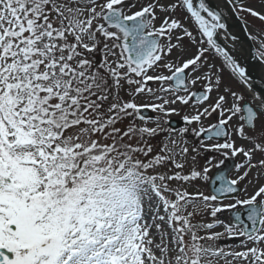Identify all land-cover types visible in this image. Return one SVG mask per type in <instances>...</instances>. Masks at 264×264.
I'll return each instance as SVG.
<instances>
[{
    "label": "snow or ice",
    "instance_id": "obj_1",
    "mask_svg": "<svg viewBox=\"0 0 264 264\" xmlns=\"http://www.w3.org/2000/svg\"><path fill=\"white\" fill-rule=\"evenodd\" d=\"M225 8L264 37V0H0V264H264V38Z\"/></svg>",
    "mask_w": 264,
    "mask_h": 264
},
{
    "label": "water",
    "instance_id": "obj_2",
    "mask_svg": "<svg viewBox=\"0 0 264 264\" xmlns=\"http://www.w3.org/2000/svg\"><path fill=\"white\" fill-rule=\"evenodd\" d=\"M194 3L198 6L199 0H194ZM206 3L213 9L216 10L217 3L214 0H206ZM224 22L228 25L227 32L232 35L234 34L239 41H242L246 46L253 49V52L256 50V46L253 41L249 38L248 30H245V24L243 20L237 16L235 13L230 12L227 8L224 9ZM218 43L221 46H225L223 42L220 41L219 35L217 37ZM250 59L243 63V66L251 72L252 83L256 86V91L259 92L264 90V81L260 78V65L255 58V55L249 57ZM150 112L146 113V116H149ZM175 127L176 125L173 124ZM227 172L228 170L225 169Z\"/></svg>",
    "mask_w": 264,
    "mask_h": 264
},
{
    "label": "rangeland",
    "instance_id": "obj_3",
    "mask_svg": "<svg viewBox=\"0 0 264 264\" xmlns=\"http://www.w3.org/2000/svg\"><path fill=\"white\" fill-rule=\"evenodd\" d=\"M179 15H180L181 17H183V16L185 15V13H184V12H180ZM242 20H243V19H242ZM243 22L245 23V20H243ZM160 23H161L160 20H157V21H156V24H157L158 26H159ZM188 26L190 27V30H195V29L193 28V26L191 25L190 22H189V25H188ZM247 29H248V31H249V33H250L251 36H256V37H257L256 44H257L258 47H259V40L262 39V38H264V37H260V36H258L257 30L254 29V28H252V27H248ZM216 62L219 63V61H216ZM153 86L155 87L156 85H153ZM199 88H203V85L198 83L196 86H194L193 91H195V90H197V89H199ZM215 98H216V93L213 92V93L211 94V100H210L209 102H213V101L215 100ZM137 102H140V101H139V98H138ZM191 112H192V108L184 107V108L181 109V113H180V115H173V116L169 117L168 119L171 120V121H173V120H177V119H182L181 117H182L183 115H185V114H190ZM155 115H156L155 113H151V117H154ZM209 122H210V121H206L205 123L207 124V123H209ZM174 129H180V128H174ZM188 140H189L190 143L192 142V138H191V137H188ZM201 163H203V160L201 161ZM213 170H214V169H213ZM213 172H214V171H213ZM188 190H189V191H193V188L189 187ZM202 190L207 191L206 189H203V188H202ZM226 214H227V213H225V215H224V217H222V219L225 218ZM227 215H228V214H227ZM226 218H227V216H226ZM226 218H225V219H226ZM207 219H210V218H207V217H206V220H207ZM216 230L219 231V230H221V229H216Z\"/></svg>",
    "mask_w": 264,
    "mask_h": 264
},
{
    "label": "flooded vegetation",
    "instance_id": "obj_4",
    "mask_svg": "<svg viewBox=\"0 0 264 264\" xmlns=\"http://www.w3.org/2000/svg\"><path fill=\"white\" fill-rule=\"evenodd\" d=\"M227 40H229V39H227ZM230 41V40H229ZM255 45H256V48L258 49L259 47H258V45L255 43ZM202 88H199V89H197V90H195V91H200ZM171 121V120H170ZM177 125L179 128H183L184 126H185V123H184V121L182 120V119H177V120H175V122H172L171 121V125ZM170 125V126H171ZM172 127V126H171ZM173 128V127H172ZM190 137V136H189ZM192 138V137H191ZM240 141H238V143H239ZM212 155H214V153H209L208 154V156L209 157H211ZM235 162H238V161H232V160H230V161H227L226 162V167H225V169L226 170H228V169H230L231 167H232V165H233V163H235ZM214 172L213 173H215V169L213 170ZM252 191V189L251 188H249V192H251ZM243 196H244V194L242 193L241 194V198H243ZM226 216H227V214H226ZM226 216H225V218H226ZM225 218H223V219H225Z\"/></svg>",
    "mask_w": 264,
    "mask_h": 264
},
{
    "label": "bare ground",
    "instance_id": "obj_5",
    "mask_svg": "<svg viewBox=\"0 0 264 264\" xmlns=\"http://www.w3.org/2000/svg\"><path fill=\"white\" fill-rule=\"evenodd\" d=\"M217 4L219 3V0H214ZM219 38L220 41L223 42L225 45H227L228 48H233V44L231 41L227 40V38L225 37V34L223 32H221L219 34ZM233 51H235V49L233 48ZM250 58L248 56H241L240 57V62L245 63L246 61H248ZM261 72V71H260Z\"/></svg>",
    "mask_w": 264,
    "mask_h": 264
}]
</instances>
